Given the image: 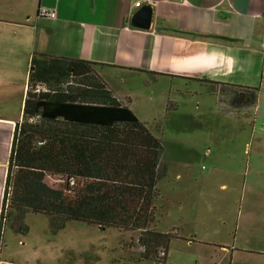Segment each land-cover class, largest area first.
I'll use <instances>...</instances> for the list:
<instances>
[{"label": "crops", "instance_id": "0c3cea01", "mask_svg": "<svg viewBox=\"0 0 264 264\" xmlns=\"http://www.w3.org/2000/svg\"><path fill=\"white\" fill-rule=\"evenodd\" d=\"M137 2L154 7L149 30L132 25ZM52 10L57 13L55 18L44 13ZM0 28L14 31L19 38L17 50L27 56L29 65L35 54L95 62V69L115 95L148 125L170 105L176 108V115L189 120L202 116L200 110L229 106L219 99L222 83L259 86L256 108H234L227 114L231 118L244 115L245 122L257 115L255 128L264 132V0H0ZM27 87L28 82L26 92ZM251 135L255 141L257 134ZM254 141L246 138L240 150L217 151V159L211 161L213 172L225 154L231 157L228 164L237 173L264 171V148L254 149ZM175 160L186 167L178 171V178L184 176L188 183L180 187L187 188V193L180 192L179 199H175L181 203L196 189L197 183L189 182L194 161ZM4 182L0 172V206ZM214 227L231 225L201 227L197 223L186 229L176 224L165 231L156 223L158 230L173 231L179 236L175 240L190 245L214 242L202 237L203 230ZM16 234L18 245L24 246L19 254H23L29 236ZM217 244L229 253V264H264V197L243 201L238 209L235 239ZM137 249L139 254L143 251L142 246ZM134 250L130 247V253ZM2 251L3 245L0 264H25L22 257L13 259L17 257L15 252L12 259H2ZM168 257L169 248L166 262L159 264H166ZM150 262L154 263L139 264Z\"/></svg>", "mask_w": 264, "mask_h": 264}, {"label": "trees", "instance_id": "16d2710c", "mask_svg": "<svg viewBox=\"0 0 264 264\" xmlns=\"http://www.w3.org/2000/svg\"><path fill=\"white\" fill-rule=\"evenodd\" d=\"M95 65L66 56L32 57L8 162L7 212L0 220L12 217L20 233L28 232V212L49 216L54 232L70 220L137 231L143 246L137 260L166 262L169 245L179 236L154 226L158 182L167 173L163 143L115 95ZM40 82L47 91L36 92ZM260 90L222 83L218 95L230 107L256 108Z\"/></svg>", "mask_w": 264, "mask_h": 264}, {"label": "rangeland", "instance_id": "374dc122", "mask_svg": "<svg viewBox=\"0 0 264 264\" xmlns=\"http://www.w3.org/2000/svg\"><path fill=\"white\" fill-rule=\"evenodd\" d=\"M8 29L0 28V161H2L0 172H3L5 177L0 218L1 214L5 216L7 212L3 201L8 162L14 131L17 123L22 119L29 71V59L17 50L20 46L19 38L13 30L8 31ZM233 109L230 106L203 109L200 110L202 116L189 120L176 115V108L171 105L164 114L150 119V129L163 143L162 160L167 169L166 176L158 182L161 191V196L156 201L158 228L167 231L178 224L187 229L197 223L201 227L231 225L229 228L214 227L203 230V239L215 243L198 242L190 245L186 241L172 240L166 264H229L230 255L217 244L218 241L235 239L238 209L243 201L246 202L252 197H264V171L251 169L250 173L243 171L237 173L235 168L231 170L228 164L231 157L225 154L220 160L217 171L213 172L214 164L211 161L217 159L215 155L217 151L243 149L246 138L253 143L251 135L253 133L257 134L253 148H264V135L261 136V140L258 138L264 132L255 128L257 115L256 117L252 115L246 123L243 121L244 115L233 118L228 116L227 113ZM243 128H246V132ZM238 134L243 137L238 138L236 136ZM208 149L209 153L206 152ZM175 159L194 161L193 174L189 182L197 183L196 189L186 194L184 202L181 203L175 199H179L180 192L187 193V188L180 190V187L186 186L183 184L187 182L184 176L178 178V171L186 167L184 164L175 163ZM47 180L50 184L55 183L51 178ZM246 180L249 181V186L246 185ZM223 183H227V186L223 187ZM204 184L207 186L205 187ZM245 189L248 190L245 192ZM196 218L198 220H195ZM12 219L8 216L0 220V226L3 228L1 246L3 245L4 260L15 257L12 255L15 252L17 257L13 259L22 257V262L25 264L141 263L137 260L143 252L139 254L137 249L142 246L138 241L140 232H125L117 228H104L97 224L70 220L65 228L56 234H50L54 232L51 218L43 213L34 212H28L25 216L24 222L28 226V232L22 235L28 234L29 239L23 254H19L20 248L24 246L18 245L19 235L11 225ZM130 247L135 248L132 253ZM143 264L159 263L154 261Z\"/></svg>", "mask_w": 264, "mask_h": 264}, {"label": "water", "instance_id": "95a60500", "mask_svg": "<svg viewBox=\"0 0 264 264\" xmlns=\"http://www.w3.org/2000/svg\"><path fill=\"white\" fill-rule=\"evenodd\" d=\"M154 21V7L145 3L139 6L132 15V25L146 30L152 28Z\"/></svg>", "mask_w": 264, "mask_h": 264}, {"label": "built area", "instance_id": "2783aa9c", "mask_svg": "<svg viewBox=\"0 0 264 264\" xmlns=\"http://www.w3.org/2000/svg\"><path fill=\"white\" fill-rule=\"evenodd\" d=\"M136 6H137V7L141 6V3H140V2H137V3H136ZM44 13H45L46 15L50 16V17H53V18H55L56 15H57V13H56L55 10H52V11H45ZM35 90H36V92H43V91H47V90H48V87L46 86L45 83H41V82H40V83H37V84H36ZM32 121H36V119L33 118ZM162 255H165V252H162Z\"/></svg>", "mask_w": 264, "mask_h": 264}]
</instances>
